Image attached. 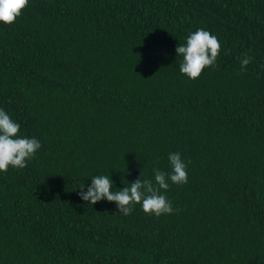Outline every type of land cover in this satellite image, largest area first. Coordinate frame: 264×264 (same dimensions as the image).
Segmentation results:
<instances>
[{
	"label": "trees",
	"instance_id": "trees-1",
	"mask_svg": "<svg viewBox=\"0 0 264 264\" xmlns=\"http://www.w3.org/2000/svg\"><path fill=\"white\" fill-rule=\"evenodd\" d=\"M198 28L221 52L190 80L175 48ZM262 66L264 0H29L0 24V107L42 148L0 173V264H264ZM177 151L172 214L78 195Z\"/></svg>",
	"mask_w": 264,
	"mask_h": 264
},
{
	"label": "clouds",
	"instance_id": "clouds-1",
	"mask_svg": "<svg viewBox=\"0 0 264 264\" xmlns=\"http://www.w3.org/2000/svg\"><path fill=\"white\" fill-rule=\"evenodd\" d=\"M29 5V0H0V24L12 25ZM221 52L218 37L204 28H198L185 37L184 43L175 48L176 58L180 57L179 72L190 80L199 78L202 71L215 66ZM175 58V59H176ZM252 57L245 54L240 59L241 71L247 70ZM264 67V66H262ZM21 125L0 107V173L9 168L24 169L42 148L35 136L21 133ZM169 171L153 167L151 178L140 175L124 187L115 190V181L110 175H94L89 184L78 187V195L86 205L100 201L114 202L116 213L125 216L132 213L138 204L147 215L160 217L174 212L173 204L166 193L171 185H184L188 182V165L180 152L168 153ZM122 182V180H121Z\"/></svg>",
	"mask_w": 264,
	"mask_h": 264
}]
</instances>
